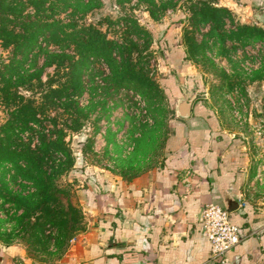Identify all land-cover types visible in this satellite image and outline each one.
<instances>
[{"label": "rangeland", "instance_id": "rangeland-1", "mask_svg": "<svg viewBox=\"0 0 264 264\" xmlns=\"http://www.w3.org/2000/svg\"><path fill=\"white\" fill-rule=\"evenodd\" d=\"M76 20L79 30L83 25L98 29L111 42V56L129 60L138 77L136 83L129 74L123 84L117 82L102 53L91 55L76 74L69 59L47 65L46 54L40 53L36 66H30L31 57L21 77L11 78L12 61L21 56L0 41V143L11 144V150L37 149L63 130L74 164L58 182L64 189L59 211L78 206L81 221L75 228H82L67 241L64 217L46 223L44 203L36 211L17 207L18 194L28 196L35 188L14 178L13 162H5L0 165V254L19 250L16 254L30 264L67 260L92 228L81 198L89 185L100 175L130 181L163 160L177 118V96L166 87L171 77L187 94V82L193 80V91L221 129L240 141L249 164L239 198L264 214V25L255 20L251 5L242 0H100ZM66 43L64 51L75 62V44ZM49 50L61 53L55 45ZM35 70H41L39 80L29 77ZM23 79L26 83L19 85ZM22 112H36L39 121L24 124L31 115Z\"/></svg>", "mask_w": 264, "mask_h": 264}, {"label": "crops", "instance_id": "crops-1", "mask_svg": "<svg viewBox=\"0 0 264 264\" xmlns=\"http://www.w3.org/2000/svg\"><path fill=\"white\" fill-rule=\"evenodd\" d=\"M242 1L264 25V0ZM169 85L186 92L175 77L166 85L171 92ZM211 115L197 97L192 114L174 120L166 153L154 169L130 181L100 175L89 185L81 198L92 228L63 264H264V214L239 198L249 158ZM233 201L238 205L230 220L243 237L217 260L201 211L209 203L230 207ZM16 253L2 252L0 264H30Z\"/></svg>", "mask_w": 264, "mask_h": 264}, {"label": "trees", "instance_id": "trees-1", "mask_svg": "<svg viewBox=\"0 0 264 264\" xmlns=\"http://www.w3.org/2000/svg\"><path fill=\"white\" fill-rule=\"evenodd\" d=\"M99 2L100 0H0V41L5 46H14L16 54L21 56L12 61L14 65L11 66L13 67L11 78L21 77L22 69L29 60L31 61V57L33 60L30 66H36L40 53L46 54L47 65H62V61L69 59L75 74L79 70L78 67L86 64L91 55L102 53L109 57L113 76L118 80L117 82L123 84V81L127 79L126 75L129 74L133 76L131 81L136 83L138 76L131 62L129 63V60L118 61L111 56L109 46L111 42L105 40L98 29L84 25L82 30L78 29L76 19L85 17L99 6ZM64 17L69 20L65 21ZM40 38L43 39L45 45L39 41ZM64 42L75 44L76 50L74 51L79 55L75 62H72V54L69 55L64 51ZM51 45L58 46L61 53L49 50ZM36 70L35 73L29 75L30 79L39 80L41 78V70L40 72ZM22 83H26L24 79L18 81L19 85ZM21 114L22 116L31 115V120H24V124L28 125L34 120L39 121L36 112H22ZM65 136L66 134L61 130L57 139L49 137L43 139V146L37 149L26 145L23 149L11 150V144L6 147L0 143V165L9 161L13 162L16 170L14 178L21 177L23 180L30 181L35 188L34 192L28 196L18 194L14 201L17 207L26 205L27 208L31 207L36 211L44 203L43 217L46 223L53 221L55 217L59 220L64 217V222L67 224V218H70L71 226L68 227L65 223L63 226V233L69 241L82 228H75V225L81 221L79 220L81 210L78 206L75 210L72 207L67 208L63 214L59 211L63 202L61 192L64 189L59 188L58 182L74 164L72 151ZM58 154L65 157V160H59ZM72 210L75 211L74 214Z\"/></svg>", "mask_w": 264, "mask_h": 264}, {"label": "built area", "instance_id": "built-area-1", "mask_svg": "<svg viewBox=\"0 0 264 264\" xmlns=\"http://www.w3.org/2000/svg\"><path fill=\"white\" fill-rule=\"evenodd\" d=\"M200 216L204 234L212 245L213 257L217 260L225 258L227 253L240 243L243 237L242 228L232 223L230 211L217 203L206 204Z\"/></svg>", "mask_w": 264, "mask_h": 264}, {"label": "water", "instance_id": "water-1", "mask_svg": "<svg viewBox=\"0 0 264 264\" xmlns=\"http://www.w3.org/2000/svg\"><path fill=\"white\" fill-rule=\"evenodd\" d=\"M171 87L172 90L173 87L172 85H169ZM190 88V94L187 92H182L181 89H177V91L174 92V96H177V100H176V104L174 107L175 113L178 116H182V117H186V116H190L192 114V106L194 103V100L198 97V93L193 91V85H189ZM181 91V93H180ZM193 91V92H192ZM238 202L233 201L232 204L230 205V207H225L226 209H228L229 211H233L235 210V208L237 207ZM236 206V207H233Z\"/></svg>", "mask_w": 264, "mask_h": 264}, {"label": "flooded vegetation", "instance_id": "flooded-vegetation-1", "mask_svg": "<svg viewBox=\"0 0 264 264\" xmlns=\"http://www.w3.org/2000/svg\"><path fill=\"white\" fill-rule=\"evenodd\" d=\"M199 105H200V103H199Z\"/></svg>", "mask_w": 264, "mask_h": 264}]
</instances>
